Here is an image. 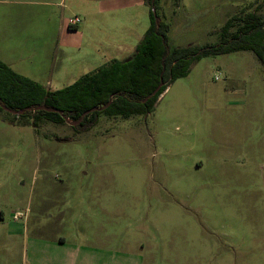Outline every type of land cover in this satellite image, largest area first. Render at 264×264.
I'll use <instances>...</instances> for the list:
<instances>
[{"label": "rangeland", "instance_id": "1", "mask_svg": "<svg viewBox=\"0 0 264 264\" xmlns=\"http://www.w3.org/2000/svg\"><path fill=\"white\" fill-rule=\"evenodd\" d=\"M261 1L161 0L158 13L170 47H205L221 42L214 31L230 17ZM7 8L0 54L16 73L56 91L113 62L92 57L88 37L67 25L48 33L58 10ZM20 26L27 39L6 42ZM15 116L0 115V210L53 214L56 235L71 244L124 248L144 264H264V66L254 52L204 58L152 113L102 115L89 131L70 121L9 124Z\"/></svg>", "mask_w": 264, "mask_h": 264}, {"label": "trees", "instance_id": "2", "mask_svg": "<svg viewBox=\"0 0 264 264\" xmlns=\"http://www.w3.org/2000/svg\"><path fill=\"white\" fill-rule=\"evenodd\" d=\"M160 1L145 0L150 8V27L132 55L114 60L61 90L47 89L0 60V115L9 110L24 111L6 120L36 129L45 121H70L75 130L85 132L94 128L102 115L130 119L152 113L170 85L187 77L191 67L204 58L252 51L264 66V0L230 17L214 31L221 35V42L205 47H170V28L158 13ZM180 1L174 0V4L179 7ZM162 82L163 87L153 95ZM41 106L59 112L39 110Z\"/></svg>", "mask_w": 264, "mask_h": 264}, {"label": "crops", "instance_id": "3", "mask_svg": "<svg viewBox=\"0 0 264 264\" xmlns=\"http://www.w3.org/2000/svg\"><path fill=\"white\" fill-rule=\"evenodd\" d=\"M30 4L50 12L59 11L58 17L53 12L49 13L50 18L45 24L48 33L64 34L66 25L69 30L68 20L80 17L82 21L76 31L88 37L91 56L96 59L120 61L118 55H124L127 51L132 55L150 27V13L145 0H0V6H6L9 10ZM116 26H120L122 32L111 35ZM15 30L17 35L9 37L6 42L15 43L16 46L27 39L28 31L21 26ZM120 36L133 42L126 45V42L118 41ZM78 48L82 50L81 46ZM23 57L21 55L19 59L25 61L30 56L26 59ZM0 60L14 70L15 61L8 60L2 54ZM96 65L101 67L100 63ZM34 69L28 72L34 73ZM24 77L41 84L37 78ZM52 83L41 85L50 89L49 84ZM26 209L28 215L21 220L14 219L18 211L8 213L0 210V264H144L143 256L126 252L124 248L112 251L111 247L104 245L71 244L63 236L56 235L60 231V224L57 225L55 215L39 212L32 216L30 209Z\"/></svg>", "mask_w": 264, "mask_h": 264}, {"label": "built area", "instance_id": "4", "mask_svg": "<svg viewBox=\"0 0 264 264\" xmlns=\"http://www.w3.org/2000/svg\"><path fill=\"white\" fill-rule=\"evenodd\" d=\"M81 23V20L79 17H76V18H71L68 20V26L71 27V28H75V27H78L79 24ZM219 79V77H218ZM28 215V211H25V212H16L14 214V219L15 220H21L23 218H26Z\"/></svg>", "mask_w": 264, "mask_h": 264}, {"label": "water", "instance_id": "5", "mask_svg": "<svg viewBox=\"0 0 264 264\" xmlns=\"http://www.w3.org/2000/svg\"><path fill=\"white\" fill-rule=\"evenodd\" d=\"M130 60V59H128ZM164 83L162 82L159 87L153 92V95H156L158 93V91L163 87ZM145 101H148V98L145 100ZM109 106V105H108ZM97 108H95L94 110H96ZM39 110H44V111H48V112H59V110L57 109H53V108H49V107H46V106H41L39 108ZM11 113H14V114H22L24 111H14V110H9ZM90 111H88L86 114H88ZM85 114V115H86Z\"/></svg>", "mask_w": 264, "mask_h": 264}]
</instances>
